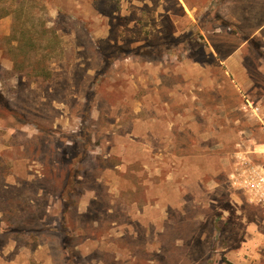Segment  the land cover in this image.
I'll return each instance as SVG.
<instances>
[{
  "label": "rangeland",
  "instance_id": "1",
  "mask_svg": "<svg viewBox=\"0 0 264 264\" xmlns=\"http://www.w3.org/2000/svg\"><path fill=\"white\" fill-rule=\"evenodd\" d=\"M261 21L262 0H0V264H264V205L229 179L240 146L264 141L247 106L264 119ZM208 40L220 55L243 44L257 88L241 93L223 76ZM195 61L220 86L203 89L204 105L173 96V107L213 137L188 129L161 147L164 160L173 151L196 164L188 192L160 204L163 218L157 134L141 160L119 145L138 119L157 132V99ZM157 64L172 70L158 98ZM201 147L225 167L208 168L217 159ZM73 169L82 185L69 191Z\"/></svg>",
  "mask_w": 264,
  "mask_h": 264
},
{
  "label": "crops",
  "instance_id": "2",
  "mask_svg": "<svg viewBox=\"0 0 264 264\" xmlns=\"http://www.w3.org/2000/svg\"><path fill=\"white\" fill-rule=\"evenodd\" d=\"M262 29H264V21H261L255 34L262 35ZM174 35H177L176 32ZM209 45L211 48L207 50V53L218 62L223 76L231 79L235 84V87H237L241 93L247 94L251 90L257 88L255 79L245 62L244 50L242 48L243 44L233 48L226 55H220V52L215 49L211 43ZM184 65L185 64L181 63L175 70H173V72L183 75L185 80L176 83L174 88H171L170 90V96L168 98H163L158 95V91L163 87L161 75L167 73V71L171 72L172 70L165 67L163 64H157V98L160 97L157 99V132H155L156 129L154 130V121L151 119H138L134 122L132 130L127 136L125 135V138L123 139L125 140L124 144H121V146L119 145L121 151L127 153L128 156L141 160L144 157L147 158V152H149L151 147L148 138L154 137L155 134H157V178L162 175L159 172L160 169L166 170L165 182L158 183L157 181V185L155 186V189H157V214L163 218L165 217V210L160 204L165 200L179 201L178 197L182 195L183 192H188L191 186V181H194V179H189V173L187 172H189V169L191 168H196V164L190 160V157H187L182 153L177 155L176 152L169 151L172 156L167 158V160H164L165 158L161 152V147L166 146L167 143H169V146L171 145L173 147L180 135L185 131L188 132V129L192 130L189 131L191 135H197L195 129L192 128L193 124H197L196 120L188 113V111L174 109L172 97H178L185 105L195 106L199 102L204 105L206 104L205 100L201 97L203 89L212 90L214 89V85L218 84L219 87V82H221L216 80L207 63L201 64L195 61L191 68H187ZM192 68L201 73L199 77L200 81H193L192 78L194 72L189 70ZM259 71L263 72L261 68ZM209 80H211V82H209ZM202 110H204V108H202ZM202 114H204L203 111ZM204 132L205 133L201 132L198 135H201V137L207 136L209 139L213 137L212 134H209L210 132L208 130ZM126 143H128L127 147ZM196 149L197 152H202L204 153L203 155H208L207 158L209 161L217 159V163L214 165L208 164V168L222 169L225 167L224 158L219 157V153L214 149L210 147ZM125 160L128 163L131 161L128 159ZM184 170L186 171L184 172ZM182 188H184V191H181ZM169 205H173V203H169Z\"/></svg>",
  "mask_w": 264,
  "mask_h": 264
},
{
  "label": "built area",
  "instance_id": "3",
  "mask_svg": "<svg viewBox=\"0 0 264 264\" xmlns=\"http://www.w3.org/2000/svg\"><path fill=\"white\" fill-rule=\"evenodd\" d=\"M247 106L250 113L258 116L262 121L264 132V119L260 115V104L248 100ZM247 145H239L242 149L244 148L246 155L242 159H238L239 162L236 161L234 169L229 174V179L234 185L242 184L245 187L251 202L264 205V141ZM240 171L241 173H239ZM242 173L245 174V180L241 179Z\"/></svg>",
  "mask_w": 264,
  "mask_h": 264
},
{
  "label": "trees",
  "instance_id": "4",
  "mask_svg": "<svg viewBox=\"0 0 264 264\" xmlns=\"http://www.w3.org/2000/svg\"><path fill=\"white\" fill-rule=\"evenodd\" d=\"M76 172L77 171L73 169L72 172H71V174H70V180H71V183L70 184H71V186L69 188V191L75 190V189H77L76 187H80V185H82V183L80 181H78V178L77 177H74V176H76ZM69 191L67 193H68V196L70 197L71 194L69 193ZM22 221L18 222L17 219H16L13 222V224H12L13 225V228L12 229H14V230L19 229V231L24 230L23 227H25V225H27V224L23 223ZM71 241H72L71 238H64V239H62V242L64 244L66 242L71 243Z\"/></svg>",
  "mask_w": 264,
  "mask_h": 264
}]
</instances>
